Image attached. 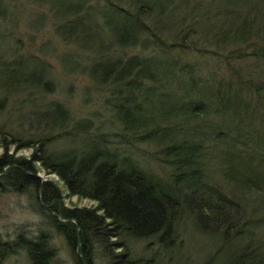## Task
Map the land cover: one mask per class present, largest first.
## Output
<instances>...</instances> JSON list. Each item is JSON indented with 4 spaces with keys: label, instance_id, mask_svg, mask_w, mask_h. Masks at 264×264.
<instances>
[{
    "label": "trees",
    "instance_id": "trees-1",
    "mask_svg": "<svg viewBox=\"0 0 264 264\" xmlns=\"http://www.w3.org/2000/svg\"><path fill=\"white\" fill-rule=\"evenodd\" d=\"M93 1L52 0L53 6L57 3L55 7L60 8V13L67 12L73 16L64 26H60L64 27L62 34L78 47L92 49V52L98 54L89 62L86 61V68L92 80L110 92V98L105 104L110 106L123 125L120 132L114 133V136L121 138L120 142L154 137L161 141L171 140V144L164 145L163 154L171 159L174 180L169 181L146 171L131 157L120 156L111 149L109 143L112 139L104 133H94L98 142L89 141L94 138L91 125H79V131L87 132L86 149L83 151L64 149L49 152L46 145L53 138L46 136L39 137L33 144L19 141L17 148L28 145L34 147L32 154L27 157L9 152L6 142L0 154V189L23 191L27 182L34 186L38 198L34 204L35 209L50 217V224L65 235L76 264H96L97 250L106 256L108 264H153L148 260L143 263L141 256L135 257L131 240L156 237L165 246L173 247L176 227L184 214H189L203 231L210 234L223 233L224 238H229V229L235 228V232L246 214L241 203L201 180L197 166L202 150L199 144L189 139L173 140L175 134L172 128L159 125L161 119L172 114L195 118L198 116L197 109L202 106L200 103H190L189 109L187 106L175 108L174 102L168 98V90L173 84L178 85L176 82L181 76L195 83L198 79L192 63H185L178 70L177 67H170L171 60L164 52L161 53V49L166 52V39L159 33L158 27L172 24L169 16L178 13L182 17L189 14L201 22L206 21L204 13L208 0ZM259 1L264 5V0H258V5ZM214 4L218 8L226 4V9L220 10L221 15L228 18L232 14L233 20L245 18L248 14L246 11L254 6L249 0H216ZM238 5L247 6L248 9H241L244 6ZM230 24L238 29L237 32L246 35L253 26L249 21ZM185 28L177 29L176 26L172 30V37L178 40L187 38L186 34L182 35ZM176 42L183 45L182 41ZM119 45L132 48L141 46L142 52L146 53L114 55L116 51L113 53L112 49ZM258 47L251 53V57L264 55V45ZM150 49L158 53L150 54ZM237 54L238 58L242 56L239 52ZM37 63L31 54L17 57L13 67L7 66L0 73V87L9 88L11 92H16L20 85L30 89H48L53 82L45 73L44 64L39 67ZM188 67L191 69L187 72ZM248 75L253 74L249 72L245 76ZM213 78L202 86L206 94L219 99L226 100L234 93L239 95L249 89L240 85L234 90L232 82ZM250 80L247 85L256 92L263 91V85L253 84ZM198 81L202 82V79ZM188 82L183 83L193 90L195 84ZM51 106L53 109L48 110L57 125L46 127L49 126L50 130L61 128V135L55 138L71 134L66 128L68 125H63L69 121L64 107L57 103ZM241 123L237 119L236 124ZM219 134L223 138V133ZM252 153L249 155V165L241 162L239 170L234 172L236 180L244 185L251 184L258 176L256 171L251 174V167H256L260 158H256L257 152ZM38 161L50 172L57 173L71 193L93 198L97 204L94 207L64 206L59 186L50 179L42 180L36 174ZM231 172L227 170L228 175ZM182 183L190 188L187 194H183ZM249 245L238 252L227 251L220 257L216 253L204 264H264V252L251 249ZM19 251H25L33 264H56L54 257L57 252L48 231H41L34 237L19 233L12 241L0 235V264H5L9 255Z\"/></svg>",
    "mask_w": 264,
    "mask_h": 264
},
{
    "label": "rangeland",
    "instance_id": "rangeland-1",
    "mask_svg": "<svg viewBox=\"0 0 264 264\" xmlns=\"http://www.w3.org/2000/svg\"><path fill=\"white\" fill-rule=\"evenodd\" d=\"M249 1L254 5L249 9L238 5L244 6L241 9H248L243 19L238 17L233 20L232 14L228 18L221 15L220 10H225L226 4L218 8L222 1L217 5L214 4L216 0H208L204 13L206 21L201 22L189 14L182 17L178 13L166 15L172 24L158 27L159 33L166 39V52L161 49V53L164 52L171 60L170 67H177L178 70L183 64L192 63L197 79H202V82L197 80L195 83L180 74L181 78L176 82L178 85L173 84L168 90V98L174 102L175 108L200 103L202 107L197 109L198 116L185 118L184 114H172L161 119L159 125L172 128L175 134L173 140L189 139L202 147L197 164L201 180L218 188L228 198L240 202L246 213L237 226L238 234L234 232L235 228L229 229L227 239L223 233L210 234L200 229L189 214H184L176 227L173 247L165 246L156 237L131 240L135 257H143V263L148 260L153 264H204L216 253L220 257L227 251L238 252L248 243L249 248L264 252V55L251 57L259 45H264V5L261 1L258 5V0ZM93 2L99 3L100 0ZM52 4V0H1L0 73L7 66L13 67L17 57L31 54L39 62L37 66L44 64L45 73L53 84L44 90L20 85L16 92L0 87V154L8 142L9 152L29 157L34 147L28 145L17 148L19 141L33 144L39 137L46 136L53 138L46 145L49 152L64 149L83 151L86 149L87 132L79 131V125H91L93 134L104 133L112 139L109 146L120 156L131 157L146 171L169 181L174 180L171 159L163 154L164 145L171 144L170 139L162 142L160 138L154 137L120 142L121 138L114 136V133L122 130L123 125L110 106L105 104L110 92L96 84L86 68V61L89 62L98 54L92 49L80 48L64 37V27L60 26H64L73 16L67 12L60 13V8L55 7L57 3L54 6ZM242 21H249L253 25L247 35L237 32L238 29L230 24ZM176 26L177 29L186 27L182 35L186 34L187 38L178 40L172 37V30ZM176 41H182L183 45ZM141 48L119 45L112 51H116L114 55L124 56L138 52L145 54ZM152 50L150 54L157 52ZM238 52L242 55L239 58ZM249 72L253 75L246 77ZM212 77L214 80L232 82L234 90L240 85L249 89L239 95L234 93L229 99H219L206 94L202 86L204 82H210ZM249 79L253 84L263 85V91L256 92L247 85ZM183 82L195 84L193 90ZM56 103L61 104L68 113L69 121L63 125H68L66 128L72 133L55 138L61 135V128L50 130L46 125H57L48 110L53 109L51 105ZM237 119L242 122L241 125L236 124ZM219 133H223V138H220ZM95 134L89 141L98 142ZM252 152H257L256 158L260 160L256 162V167H251V174L256 171L260 176H256L251 184L244 185L236 180L234 172L241 162L249 165ZM36 167V174L42 180L50 179L59 186L63 205L67 208L94 207L97 204L93 198L71 193L59 175L50 172L39 161ZM227 170L233 173L228 175ZM185 185L183 194L190 191ZM35 195L36 188L28 182L24 184L23 191L0 189L1 237L12 241L19 233L34 237L41 231H48L57 252L54 262L76 264L65 235L50 224V217L35 209L34 204L38 200ZM95 261L96 264H108L106 256L98 250ZM5 264L33 263L25 251H19L9 255Z\"/></svg>",
    "mask_w": 264,
    "mask_h": 264
}]
</instances>
